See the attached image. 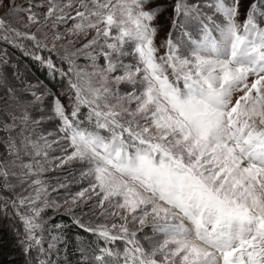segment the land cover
Segmentation results:
<instances>
[{
	"label": "snow or ice",
	"instance_id": "1",
	"mask_svg": "<svg viewBox=\"0 0 264 264\" xmlns=\"http://www.w3.org/2000/svg\"><path fill=\"white\" fill-rule=\"evenodd\" d=\"M0 264H264V0H0Z\"/></svg>",
	"mask_w": 264,
	"mask_h": 264
},
{
	"label": "rangeland",
	"instance_id": "2",
	"mask_svg": "<svg viewBox=\"0 0 264 264\" xmlns=\"http://www.w3.org/2000/svg\"><path fill=\"white\" fill-rule=\"evenodd\" d=\"M0 227L2 228V229H0V230H1V235H0V237H5V236H7V233H6L5 229H4V224H3L2 222H0Z\"/></svg>",
	"mask_w": 264,
	"mask_h": 264
},
{
	"label": "trees",
	"instance_id": "3",
	"mask_svg": "<svg viewBox=\"0 0 264 264\" xmlns=\"http://www.w3.org/2000/svg\"><path fill=\"white\" fill-rule=\"evenodd\" d=\"M0 229H2V228L0 227ZM0 235H1V230H0Z\"/></svg>",
	"mask_w": 264,
	"mask_h": 264
}]
</instances>
